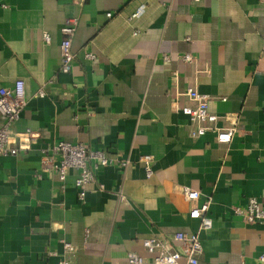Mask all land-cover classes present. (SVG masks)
I'll return each mask as SVG.
<instances>
[{
	"label": "crops",
	"instance_id": "1",
	"mask_svg": "<svg viewBox=\"0 0 264 264\" xmlns=\"http://www.w3.org/2000/svg\"><path fill=\"white\" fill-rule=\"evenodd\" d=\"M67 18L76 26L65 73ZM17 78L26 103L9 126L18 151L0 155V264L64 255L69 264H128L129 252L150 260L143 240L176 250L177 231L198 234L205 264H260L264 223L232 216L231 206L254 197L264 207V0H0V87ZM189 86L208 95L216 127L234 128L230 141L190 135L181 110L192 104ZM58 140L128 164L98 166L80 199L76 170L63 182L42 170V151ZM182 186L199 191L197 203L210 200V229L189 217Z\"/></svg>",
	"mask_w": 264,
	"mask_h": 264
},
{
	"label": "built area",
	"instance_id": "2",
	"mask_svg": "<svg viewBox=\"0 0 264 264\" xmlns=\"http://www.w3.org/2000/svg\"><path fill=\"white\" fill-rule=\"evenodd\" d=\"M141 8L137 9L131 16L136 17L140 14ZM111 13H107L109 17ZM76 19L67 18L60 28L62 34L60 47V69L62 72H69L72 69L74 54L71 51V37L75 31ZM45 43H49L50 36L48 33L43 34ZM86 58L93 59L94 55L90 52L85 54ZM182 59L191 62L193 56L190 53L182 55ZM209 75V74H208ZM25 81L22 78L14 80L10 87H0V117L3 123L0 125V155H15L18 148L12 145L10 141L9 126L15 122L20 115V111L26 103ZM40 96L44 95L43 91H39ZM185 94L192 102L181 107V110L188 115L192 128L190 135L192 137L202 136L207 131L215 133L218 142H228L234 132L233 127L219 128L215 126L218 116L216 113L208 109V95L199 92L194 87H187ZM24 135L30 139L36 138L38 133L27 130ZM42 170L54 171L57 173L60 181H65L67 174L71 169L76 170L77 176L74 179V186L78 189L80 199H83L86 186L94 182V170L100 165H118L125 168L128 160H117L111 157L102 149H90L81 142H71L67 140L56 141L49 149L42 151ZM141 160L146 164L147 174L151 172L150 163L151 155L141 156ZM89 161H92L89 164ZM182 194L184 198L194 203L189 209L190 218H198L201 221L202 229H210L212 227V219L207 215L210 200L206 199L197 203L199 199V191L188 186H182ZM196 202V204H195ZM232 216H237L247 223H264V207L259 201L251 197L245 205L231 206ZM173 239L180 243L179 249L171 250L156 237H149L143 240L145 249L154 253L152 259H145L143 256L134 252L127 255L128 264H205L200 260L199 255L202 253L200 238L196 232L177 231L173 234ZM63 249L66 253L74 251V245L70 242L63 243ZM260 264H264V251L259 255ZM58 264H69L66 255L62 256Z\"/></svg>",
	"mask_w": 264,
	"mask_h": 264
}]
</instances>
